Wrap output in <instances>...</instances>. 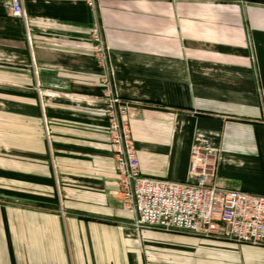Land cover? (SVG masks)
<instances>
[{
    "label": "crops",
    "instance_id": "1",
    "mask_svg": "<svg viewBox=\"0 0 264 264\" xmlns=\"http://www.w3.org/2000/svg\"><path fill=\"white\" fill-rule=\"evenodd\" d=\"M0 0V264H264V245L136 225L118 193L110 76L131 100L142 174L187 181L195 144L217 181L264 195V0ZM105 88V89H104Z\"/></svg>",
    "mask_w": 264,
    "mask_h": 264
},
{
    "label": "built area",
    "instance_id": "2",
    "mask_svg": "<svg viewBox=\"0 0 264 264\" xmlns=\"http://www.w3.org/2000/svg\"><path fill=\"white\" fill-rule=\"evenodd\" d=\"M89 3L93 5V0ZM8 7L12 16L26 19L23 0H10ZM92 36L103 58V38L97 25ZM105 111L119 173L118 193L124 205L135 211L139 228L264 245V195L218 183V147H192L187 181L151 178L142 174L134 146L131 103L121 97H107Z\"/></svg>",
    "mask_w": 264,
    "mask_h": 264
},
{
    "label": "rangeland",
    "instance_id": "3",
    "mask_svg": "<svg viewBox=\"0 0 264 264\" xmlns=\"http://www.w3.org/2000/svg\"><path fill=\"white\" fill-rule=\"evenodd\" d=\"M107 1V6H108V10L111 12V13H115L116 10L118 12H121L123 11L122 9H126L128 10V7L130 5V3L128 2L127 3H123V2H116L117 0H106ZM97 23V26L100 28L101 30V33H102V38H103V48H104V57L102 58L101 56H99L98 52H97V43L94 41L93 39V36H92V40L94 42V45H95V50H96V55L98 57V60H99V63L102 65H104L106 67V71L107 73L109 74L110 76V82H109V86L107 87V91H106V94H105V97H121L119 95H116L115 94V91H114V85H113V82H112V69H111V66H110V59H111V54H110V51L112 49V45H111V42H110V36L109 33H114V29L110 30L108 29V27L101 22ZM102 65V66H103ZM105 89V88H104ZM123 100L125 101H128L131 103V106H132V102L131 100L129 99H126V98H123Z\"/></svg>",
    "mask_w": 264,
    "mask_h": 264
}]
</instances>
